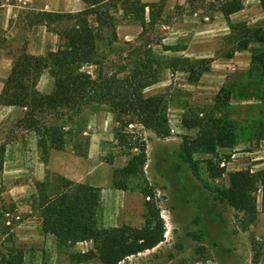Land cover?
Listing matches in <instances>:
<instances>
[{
  "label": "rangeland",
  "instance_id": "obj_1",
  "mask_svg": "<svg viewBox=\"0 0 264 264\" xmlns=\"http://www.w3.org/2000/svg\"><path fill=\"white\" fill-rule=\"evenodd\" d=\"M209 4L210 0L192 4L167 0L159 21L144 33L137 24L119 23L117 40L109 42L106 30L97 40L94 63L82 67L92 77L98 72L109 75L149 48L159 62V80L144 93L165 104L169 134L157 136L137 123L126 129L146 143L144 179L155 189L165 235L154 248L119 264H253L255 252L264 264V191H256L253 221L231 208L220 194L228 184L226 172L264 168V138L255 135L264 114V77L256 59L264 53V39H257L264 36V8L258 0H243V8L226 20ZM83 8L81 0H0V75L11 67L22 46L44 55L59 43L55 31L67 23L53 22L47 28L31 19L34 14ZM161 44L185 47L168 51ZM173 57H188L192 64L185 71H171L167 63ZM52 87L53 79L44 70L36 89L48 93ZM221 88L229 92L228 100L219 97ZM22 112L19 107L0 106V145L7 150L0 171V259L21 252L22 264H101L97 259L77 262L71 258L92 248L91 242L63 245L41 231L33 203L35 184L46 180L54 187L63 175L42 167L52 149L42 153L39 135L18 123L25 109ZM193 116L209 123L220 120L235 138L234 145L217 147L213 154L191 148L200 131L186 128L182 120ZM116 125L105 105L73 113L60 156L83 162L90 156L95 173L112 176L113 167L123 166L128 159L114 137ZM221 167L225 173L214 176ZM141 181L133 179L127 190L114 189L111 182L103 184L98 210L101 227L142 225L148 197L138 188Z\"/></svg>",
  "mask_w": 264,
  "mask_h": 264
},
{
  "label": "trees",
  "instance_id": "obj_2",
  "mask_svg": "<svg viewBox=\"0 0 264 264\" xmlns=\"http://www.w3.org/2000/svg\"><path fill=\"white\" fill-rule=\"evenodd\" d=\"M84 8L76 12H50L34 14L35 23L47 28L53 22L67 23L62 30L55 31L59 43L44 55H36L22 46L13 56L9 73L0 91V105L25 109L18 123L39 135L41 151L63 150L73 113L91 105H105L114 114L117 125L114 137L128 159L121 167H113L111 186L127 190L135 178L140 192L148 197L144 201L143 223L139 227L122 224L104 228L98 223L101 202V187L75 182L59 176L55 186L48 181L36 182L37 193L34 207L38 212L41 231L56 237L63 245L91 242L92 248L77 252L71 258L77 262L97 259L101 264H119L125 258L154 248L164 239L165 223L160 217L155 189L144 179L147 161L146 143L134 136L126 127L137 123L163 137L169 134L165 115V104L144 91L159 80V62L152 57L151 49L137 54L109 75L98 72L95 77L84 72L82 67L94 63L97 40L109 31L108 41H116L119 23H132L146 32L160 19L167 0L145 2L143 0H81ZM189 3L206 0H187ZM264 8V0H258ZM224 19L243 8V0H210ZM120 13L117 16V13ZM263 40L264 36L257 38ZM163 50L181 51L185 46L161 44ZM264 77V53L256 56ZM192 61L188 57L170 58L167 67L171 71L187 70ZM47 70L53 79L48 93L36 89L41 73ZM224 88H221L223 91ZM228 100L229 92L219 94ZM65 116V117H63ZM186 128L198 127L200 134L191 148L202 149L213 154L217 147H232L235 138L221 121L208 122L197 116L183 118ZM256 137L264 138V114L257 122ZM136 148V152H131ZM5 147L0 145V171L2 170ZM111 163V161H109ZM112 164V163H111ZM225 168H218L213 175L221 176ZM227 186L221 190V198L235 211L251 221L257 213L256 191H264V168L257 172L250 168L226 172ZM0 264H22L21 252L2 256ZM253 264H262L258 252L254 253Z\"/></svg>",
  "mask_w": 264,
  "mask_h": 264
},
{
  "label": "crops",
  "instance_id": "obj_3",
  "mask_svg": "<svg viewBox=\"0 0 264 264\" xmlns=\"http://www.w3.org/2000/svg\"><path fill=\"white\" fill-rule=\"evenodd\" d=\"M117 36H119L118 33H117ZM9 69L10 67L8 68V70ZM8 70L5 72V74L0 75V91L2 89L4 80L6 79L9 73ZM0 106L5 109L11 108V107L12 108L14 107V109H17L16 106H4V105H0ZM19 108L24 112V108H21V107ZM11 113H14V112L12 111ZM61 151L62 150L52 149L49 152V155L47 158L48 160L46 161V163L42 164V167L49 169L51 171H55L59 174H62L64 177H67L70 180H73L75 182L98 186V187H101V189H102L103 184L107 185L109 182H111V176L108 172L106 173L102 172L101 174H98L97 172L95 173L94 165L92 161H90L91 160L90 156L86 157L85 158L86 160L83 162V161L78 160L77 157L76 159H74V158H69L67 156H60L59 153H61ZM91 151H92V141H91V144L89 145L90 154H91ZM4 152H7V150L5 149ZM86 155L87 154L83 156H86ZM88 160L90 161L89 163H88ZM37 177H43V176H37ZM101 195H102V191H101Z\"/></svg>",
  "mask_w": 264,
  "mask_h": 264
},
{
  "label": "built area",
  "instance_id": "obj_4",
  "mask_svg": "<svg viewBox=\"0 0 264 264\" xmlns=\"http://www.w3.org/2000/svg\"><path fill=\"white\" fill-rule=\"evenodd\" d=\"M160 217L163 218L164 217L163 214H160Z\"/></svg>",
  "mask_w": 264,
  "mask_h": 264
}]
</instances>
